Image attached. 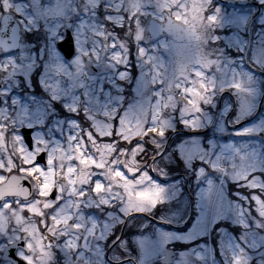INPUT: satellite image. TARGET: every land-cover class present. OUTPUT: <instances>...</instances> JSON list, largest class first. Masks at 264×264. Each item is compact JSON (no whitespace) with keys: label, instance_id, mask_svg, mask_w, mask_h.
<instances>
[{"label":"snow or ice","instance_id":"1","mask_svg":"<svg viewBox=\"0 0 264 264\" xmlns=\"http://www.w3.org/2000/svg\"><path fill=\"white\" fill-rule=\"evenodd\" d=\"M0 264H264V0H0Z\"/></svg>","mask_w":264,"mask_h":264},{"label":"flooded vegetation","instance_id":"2","mask_svg":"<svg viewBox=\"0 0 264 264\" xmlns=\"http://www.w3.org/2000/svg\"><path fill=\"white\" fill-rule=\"evenodd\" d=\"M24 79L27 81V77L26 76L24 77ZM16 84H18V81L13 80V85H16ZM27 86L30 87L31 85L28 84ZM17 103H19V102L17 101ZM172 181H177L178 183L183 184L186 188L189 187V179H188V177L184 176L182 170L180 172H173V174L168 178V180L166 182L171 183ZM192 187H195V186L192 185ZM144 225H145L144 229H142V230H146L147 227H148L147 223H145ZM152 227L155 228V227H157V225L153 224ZM165 228H169L170 229L171 225H165ZM131 231H132V233H135L136 230L132 229ZM145 234H147V231H145ZM135 246L136 245L133 244V247H135Z\"/></svg>","mask_w":264,"mask_h":264},{"label":"rangeland","instance_id":"3","mask_svg":"<svg viewBox=\"0 0 264 264\" xmlns=\"http://www.w3.org/2000/svg\"><path fill=\"white\" fill-rule=\"evenodd\" d=\"M248 191L251 192L252 189H248ZM226 195H227V187H226ZM240 199L243 200V195L240 196ZM245 210L247 211V208ZM209 251H211V245H209Z\"/></svg>","mask_w":264,"mask_h":264}]
</instances>
